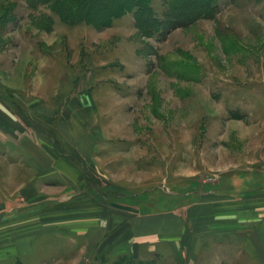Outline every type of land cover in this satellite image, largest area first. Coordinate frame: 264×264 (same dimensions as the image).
Masks as SVG:
<instances>
[{"label":"rangeland","instance_id":"374dc122","mask_svg":"<svg viewBox=\"0 0 264 264\" xmlns=\"http://www.w3.org/2000/svg\"><path fill=\"white\" fill-rule=\"evenodd\" d=\"M153 7L163 18L165 0ZM0 83L24 116L20 105L29 97L39 112L44 103L101 90V110L118 137L94 174L117 183L108 199L142 209L144 232L165 228L182 250L181 258L165 251L152 262L233 263L231 253L264 213V0H219L213 19L150 38L140 36L133 14L97 30L67 24L46 5L0 0ZM255 189L250 198L230 195ZM210 190L229 197L199 194ZM190 233L206 249L193 260L186 249L193 247L184 246ZM125 248L113 257L89 250L76 257L54 240L52 250L0 264H108Z\"/></svg>","mask_w":264,"mask_h":264},{"label":"crops","instance_id":"0c3cea01","mask_svg":"<svg viewBox=\"0 0 264 264\" xmlns=\"http://www.w3.org/2000/svg\"><path fill=\"white\" fill-rule=\"evenodd\" d=\"M257 19L263 21L260 12ZM4 86L0 83V231L7 241L0 247L1 261L40 249L52 250L54 240L61 243L62 250H76V257L84 250L113 257L122 247L131 250L117 258L130 253L136 260L152 261L151 256L165 251L181 256L179 244L165 235V228L144 232L142 209L108 199V193L117 190V183L94 174L95 169L100 174V164L106 160L102 151L110 152L118 137L115 122H106L101 110L97 92L101 90L73 94L55 106L44 103L39 112L36 106L40 102L29 97L20 105L26 117L5 100L2 91L8 87ZM261 189L264 191V185ZM247 192L230 195L250 198L257 189ZM199 194L228 196L211 190ZM259 216L251 230L244 231L241 246L231 253L236 252L232 264H264V213ZM220 230L238 233L235 227ZM194 236L190 233L188 244L184 243L193 247L186 248L192 260L206 250L203 241L201 248L196 247L199 242ZM133 243L136 247L129 248Z\"/></svg>","mask_w":264,"mask_h":264},{"label":"trees","instance_id":"16d2710c","mask_svg":"<svg viewBox=\"0 0 264 264\" xmlns=\"http://www.w3.org/2000/svg\"><path fill=\"white\" fill-rule=\"evenodd\" d=\"M219 0H165V13L160 18L154 10V0H26L30 8L48 6L70 25L86 23L97 30L114 25L117 20L133 14L141 37L150 38L178 27L193 24L201 18L213 19ZM112 264H154L123 255Z\"/></svg>","mask_w":264,"mask_h":264}]
</instances>
